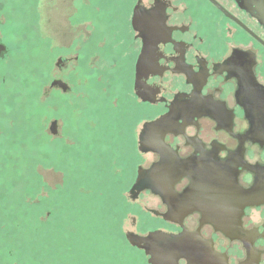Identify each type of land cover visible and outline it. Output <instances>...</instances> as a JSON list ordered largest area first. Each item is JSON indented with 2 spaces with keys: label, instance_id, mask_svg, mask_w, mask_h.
Returning <instances> with one entry per match:
<instances>
[{
  "label": "flooded vegetation",
  "instance_id": "obj_1",
  "mask_svg": "<svg viewBox=\"0 0 264 264\" xmlns=\"http://www.w3.org/2000/svg\"><path fill=\"white\" fill-rule=\"evenodd\" d=\"M80 1L78 21H70L73 56L51 52L59 53V73L71 66V79L53 80L50 90L76 94L80 77L114 98L111 109H100L97 138L121 145L120 158L134 161L129 199L154 198L156 209L147 212L172 228L166 234L198 233L228 264H264V0ZM52 126L57 135V121ZM161 162L170 166L155 168ZM147 171H186L174 184L176 197L199 177L257 204L244 208L234 239L201 225L198 211L180 224L165 221L161 197L130 192Z\"/></svg>",
  "mask_w": 264,
  "mask_h": 264
},
{
  "label": "rangeland",
  "instance_id": "obj_2",
  "mask_svg": "<svg viewBox=\"0 0 264 264\" xmlns=\"http://www.w3.org/2000/svg\"><path fill=\"white\" fill-rule=\"evenodd\" d=\"M83 6L0 0V264H148L122 239L120 194L134 161L94 128L114 98L80 77L76 94L50 90L53 80L71 79V66L59 73L51 52L73 56L70 21ZM109 221L118 239L107 238Z\"/></svg>",
  "mask_w": 264,
  "mask_h": 264
},
{
  "label": "water",
  "instance_id": "obj_3",
  "mask_svg": "<svg viewBox=\"0 0 264 264\" xmlns=\"http://www.w3.org/2000/svg\"><path fill=\"white\" fill-rule=\"evenodd\" d=\"M56 84L60 83L54 82L53 86ZM169 166L161 162L155 168ZM185 175L190 176L186 171H147L130 192L150 190L161 197L168 206V212L162 215L165 221L180 224L186 214L198 211L203 215L201 225L211 224L216 231L234 239L240 231L244 208L257 204L255 199L240 195L222 182L210 186L199 177L192 181L188 192L176 197L174 184ZM128 190L129 187L120 194L122 239L146 257L148 264H178L179 260H186L188 264H228L226 256L214 253L198 233L166 234L172 228L147 212L156 209L154 198L144 195L133 202Z\"/></svg>",
  "mask_w": 264,
  "mask_h": 264
},
{
  "label": "trees",
  "instance_id": "obj_4",
  "mask_svg": "<svg viewBox=\"0 0 264 264\" xmlns=\"http://www.w3.org/2000/svg\"><path fill=\"white\" fill-rule=\"evenodd\" d=\"M122 205V204H121ZM126 206V205H125ZM124 206V210L123 211H125V209H126V207ZM122 211V212H123ZM114 223L113 222H111V221H109V227H108V237L107 238H109L110 240H111V238H115V239H118V237L121 235V233H119V231L117 230V229H115V230H113L114 229ZM107 231V230H106Z\"/></svg>",
  "mask_w": 264,
  "mask_h": 264
}]
</instances>
